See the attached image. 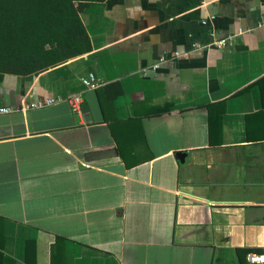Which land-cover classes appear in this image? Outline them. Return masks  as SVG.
I'll return each mask as SVG.
<instances>
[{"label": "crops", "instance_id": "1", "mask_svg": "<svg viewBox=\"0 0 264 264\" xmlns=\"http://www.w3.org/2000/svg\"><path fill=\"white\" fill-rule=\"evenodd\" d=\"M80 16L90 53L0 78L12 109L0 114V264H27L29 240L36 264L264 255V0L99 2Z\"/></svg>", "mask_w": 264, "mask_h": 264}, {"label": "trees", "instance_id": "2", "mask_svg": "<svg viewBox=\"0 0 264 264\" xmlns=\"http://www.w3.org/2000/svg\"><path fill=\"white\" fill-rule=\"evenodd\" d=\"M124 1L0 0V78L6 74L23 77L39 75L90 53L91 39L81 20V13L95 3H107L111 8ZM115 96L117 94L113 98ZM207 108L211 111V106ZM167 113L157 108L154 115ZM0 221H3L1 217ZM250 253L238 250L240 264H250L247 263ZM26 254V263L36 264L35 241L27 242ZM4 260L15 262L5 254Z\"/></svg>", "mask_w": 264, "mask_h": 264}, {"label": "built area", "instance_id": "3", "mask_svg": "<svg viewBox=\"0 0 264 264\" xmlns=\"http://www.w3.org/2000/svg\"><path fill=\"white\" fill-rule=\"evenodd\" d=\"M204 25H207L208 23L206 21L203 22ZM226 40H220L216 41L214 43V46L216 47H223L226 44ZM159 66L156 65L154 69H157ZM91 79L89 80H84V85L89 88H96L97 85L95 83V77L93 75L90 76ZM52 101H49L48 104H51ZM69 103L71 105L72 111L74 114L77 116H81L83 113V104H84V99L80 94H75L72 95L69 99ZM34 107L37 105H33ZM12 111L11 108H0V114L2 113H10ZM248 261L251 264H264V255L256 254V253H250L248 255Z\"/></svg>", "mask_w": 264, "mask_h": 264}, {"label": "water", "instance_id": "4", "mask_svg": "<svg viewBox=\"0 0 264 264\" xmlns=\"http://www.w3.org/2000/svg\"><path fill=\"white\" fill-rule=\"evenodd\" d=\"M104 155H105V153H104Z\"/></svg>", "mask_w": 264, "mask_h": 264}]
</instances>
